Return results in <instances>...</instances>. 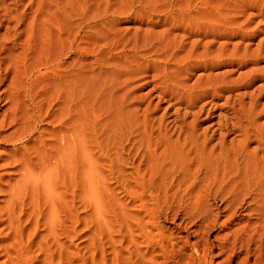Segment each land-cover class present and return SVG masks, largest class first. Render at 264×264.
Segmentation results:
<instances>
[{
    "label": "rangeland",
    "instance_id": "374dc122",
    "mask_svg": "<svg viewBox=\"0 0 264 264\" xmlns=\"http://www.w3.org/2000/svg\"><path fill=\"white\" fill-rule=\"evenodd\" d=\"M0 264H264V0H0Z\"/></svg>",
    "mask_w": 264,
    "mask_h": 264
},
{
    "label": "bare ground",
    "instance_id": "6f19581e",
    "mask_svg": "<svg viewBox=\"0 0 264 264\" xmlns=\"http://www.w3.org/2000/svg\"><path fill=\"white\" fill-rule=\"evenodd\" d=\"M217 10V9H216ZM210 13V12H209ZM211 14V13H210ZM173 17V16H172ZM205 17V16H204ZM185 18V17H184ZM198 18V17H197ZM196 19V18H195ZM214 19V18H213ZM215 22V21H214ZM175 24V23H174ZM221 24V23H220ZM191 25V24H190ZM217 25V24H216ZM215 25V26H216ZM223 25V24H222ZM220 27V26H219ZM212 28V27H211ZM217 28H218V25H217ZM215 29V28H214ZM219 29V28H218ZM215 30H217V29H215ZM169 32V31H168ZM215 32V31H214ZM230 33H232V32H230ZM228 36H229V34H227ZM212 36H214V34L212 35ZM218 37H219V34L217 35ZM216 36V37H217Z\"/></svg>",
    "mask_w": 264,
    "mask_h": 264
}]
</instances>
